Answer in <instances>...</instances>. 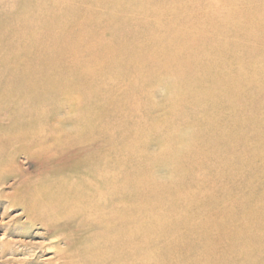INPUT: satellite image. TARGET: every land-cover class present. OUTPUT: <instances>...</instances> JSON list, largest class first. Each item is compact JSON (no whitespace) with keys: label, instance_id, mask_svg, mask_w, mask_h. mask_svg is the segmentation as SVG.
<instances>
[{"label":"rangeland","instance_id":"1","mask_svg":"<svg viewBox=\"0 0 264 264\" xmlns=\"http://www.w3.org/2000/svg\"><path fill=\"white\" fill-rule=\"evenodd\" d=\"M0 82V264H264V0H0Z\"/></svg>","mask_w":264,"mask_h":264},{"label":"bare ground","instance_id":"2","mask_svg":"<svg viewBox=\"0 0 264 264\" xmlns=\"http://www.w3.org/2000/svg\"><path fill=\"white\" fill-rule=\"evenodd\" d=\"M1 83V82H0ZM25 171H27V168H25L23 171H22V173H24ZM23 175V174H22ZM22 177V176H21ZM5 183V182H4ZM59 194V193H58ZM78 198V199H77ZM82 198V195H76V197H75V200H79V199H81ZM99 199H101V196L99 197ZM84 200V199H83ZM89 200V199H88ZM79 201H81V200H79ZM86 201V200H85ZM90 202H92L93 200L91 199V200H89ZM89 201H87V202H89ZM90 204V203H89ZM42 209H43V211H47V210H51V209H53L52 207H51V205L49 204V203H43L42 204V207H41ZM40 208V209H41ZM26 210V209H25ZM83 210V209H82ZM78 213L77 214H80V213H82V211H81V206H80V208H79V210L77 211ZM40 220V219H39ZM71 219H65V217H53V218H50L48 221H43V220H40V223L42 224V225H44V226H46L47 227V235H49V236H52V233H54L55 235L56 234H58L59 236H62L64 239H65V243L67 244V243H70L72 240L67 236V235H63V234H59V232L57 231H55L54 230V228H55V226H57V225H59V224H62V225H67L68 223H69V221H70ZM32 223H36V221H32ZM58 253V258H65V261H66V254H65V251H63V252H60L59 250L57 251ZM108 259V258H107ZM64 261V262H65Z\"/></svg>","mask_w":264,"mask_h":264}]
</instances>
